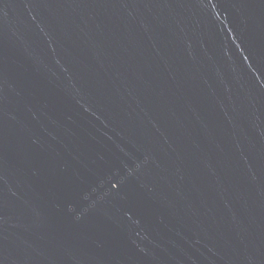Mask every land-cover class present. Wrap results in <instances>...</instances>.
I'll return each instance as SVG.
<instances>
[{"label":"water","instance_id":"95a60500","mask_svg":"<svg viewBox=\"0 0 264 264\" xmlns=\"http://www.w3.org/2000/svg\"><path fill=\"white\" fill-rule=\"evenodd\" d=\"M0 264H264V0H0Z\"/></svg>","mask_w":264,"mask_h":264}]
</instances>
